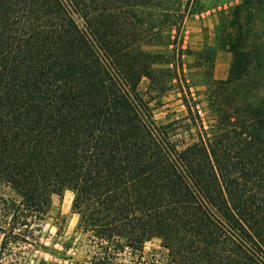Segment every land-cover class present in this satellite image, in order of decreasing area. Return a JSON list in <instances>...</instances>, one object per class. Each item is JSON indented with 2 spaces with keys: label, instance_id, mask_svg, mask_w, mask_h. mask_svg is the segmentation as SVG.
Returning a JSON list of instances; mask_svg holds the SVG:
<instances>
[{
  "label": "trees",
  "instance_id": "obj_1",
  "mask_svg": "<svg viewBox=\"0 0 264 264\" xmlns=\"http://www.w3.org/2000/svg\"><path fill=\"white\" fill-rule=\"evenodd\" d=\"M193 10L189 0H0V264H23L66 190L84 252L70 264H264V85L245 88L239 22L249 7L216 26L232 55L224 79L207 53L213 120L184 94L180 117L152 115L183 50L149 47L169 44ZM152 238L159 248L146 252Z\"/></svg>",
  "mask_w": 264,
  "mask_h": 264
},
{
  "label": "rangeland",
  "instance_id": "obj_2",
  "mask_svg": "<svg viewBox=\"0 0 264 264\" xmlns=\"http://www.w3.org/2000/svg\"><path fill=\"white\" fill-rule=\"evenodd\" d=\"M189 4L194 9L193 13L183 18L178 30L174 27L169 39L165 37L169 44H155L149 47L156 51H165L168 48L183 50L182 56L172 61L176 68V77L162 96L161 103L155 105L152 101V115L158 123L180 117L184 113L183 94L196 103L205 122L213 120L203 99L202 89L207 79L203 72L210 62L207 53L212 52V78L224 79L227 76L232 55L216 43V26L224 13L232 11L235 6L243 9L247 6L252 11V16L244 10L239 15L242 30H248L242 49L250 53L248 67L251 75L245 82V88L253 83L264 85V0H189ZM201 14H204L203 17ZM206 14H212L216 18L211 32L207 27L201 28L196 22L197 19L206 18ZM140 86L143 89L145 83L142 82ZM70 199L71 192L68 190L60 196H52L50 215L44 221L35 244L24 249L23 264H70L68 257L78 259L82 256L84 252L79 235L72 237L77 215L70 209ZM153 248H159L157 238L148 240L144 245L146 252Z\"/></svg>",
  "mask_w": 264,
  "mask_h": 264
},
{
  "label": "crops",
  "instance_id": "obj_3",
  "mask_svg": "<svg viewBox=\"0 0 264 264\" xmlns=\"http://www.w3.org/2000/svg\"><path fill=\"white\" fill-rule=\"evenodd\" d=\"M204 14H201V17H203ZM206 18H201L200 20L197 19V23L199 24V26L202 27H207L208 31L211 32L214 29V26L216 24V18L214 17V15H208L206 14L205 16ZM194 20V23H196ZM201 22V24H200ZM199 27V28H200Z\"/></svg>",
  "mask_w": 264,
  "mask_h": 264
}]
</instances>
